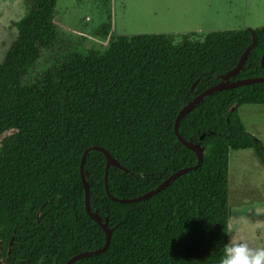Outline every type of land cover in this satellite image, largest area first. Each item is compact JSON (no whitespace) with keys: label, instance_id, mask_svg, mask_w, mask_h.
Returning a JSON list of instances; mask_svg holds the SVG:
<instances>
[{"label":"trees","instance_id":"1","mask_svg":"<svg viewBox=\"0 0 264 264\" xmlns=\"http://www.w3.org/2000/svg\"><path fill=\"white\" fill-rule=\"evenodd\" d=\"M23 3L16 39L0 63L1 264H65L104 244L85 212L83 152L100 147L130 171L108 170V192L121 199L195 165L196 155L174 134V120L188 100L236 66L253 39L232 81L264 77V27L178 42L118 36L104 50L73 53L23 84L41 51L58 40L57 0ZM244 105L264 106V82L213 93L187 113L178 132L195 144L203 137L201 165L140 202H112L104 189L105 158L89 151L83 172L90 208L107 216L112 234L105 252L74 264H219L229 241V150L250 149L264 165V147L240 121Z\"/></svg>","mask_w":264,"mask_h":264},{"label":"rangeland","instance_id":"2","mask_svg":"<svg viewBox=\"0 0 264 264\" xmlns=\"http://www.w3.org/2000/svg\"><path fill=\"white\" fill-rule=\"evenodd\" d=\"M24 14L23 0H0V63ZM54 22L58 40L41 51L23 84L35 83L73 53L104 50L118 36L165 35L178 42L186 35L201 39L210 32L264 27V0H57ZM238 114L264 147V106L244 105ZM227 189L228 240L264 247V165L252 150H229Z\"/></svg>","mask_w":264,"mask_h":264},{"label":"water","instance_id":"3","mask_svg":"<svg viewBox=\"0 0 264 264\" xmlns=\"http://www.w3.org/2000/svg\"><path fill=\"white\" fill-rule=\"evenodd\" d=\"M254 45H255V40L253 39L251 44L248 47H246L245 50L243 51V53L241 54L236 66L233 69L227 71L225 74L219 76L220 81L218 83H216L215 85L205 89L204 91H202L201 93H199L198 95L193 97L192 99L188 100L181 107L180 111L178 112V114L174 120V124H173L174 134H175L177 140L183 146H185L186 148L191 150L196 155L197 161H196L195 165L177 170L176 172L171 174L169 177H167L164 181H162L156 188L150 190L149 192H147L143 195H140V196H137L134 198H129V199H121V198L113 197L108 192V183H107L108 170L110 167H114V168H116V169H118L124 173H130V171L125 169L124 167H122L104 149H102L100 147H96V146L89 147L83 152L82 157H81V161H80L79 174H80V179H81V183L83 186V199H84L85 212H86L87 216L92 221H94L98 225V227L103 231V233H104V244L100 249L91 250V251H84V252L76 254L75 256H73L69 260H67L65 264H74L75 262H77L79 260H82V259L91 257L93 255H98V254L105 252L107 250V248L109 247L110 238H111V234H112V230L109 229V227H108L107 216H105L104 219H101V217L98 214L92 212L91 208H90L89 187H88V183H87V178L85 176V173L83 172L84 163H85L87 153L89 151H99L104 156V158H105L104 189H105V193H106L107 197L114 203H123V204L128 203V204H130V203H135V202H140V201L146 200V199L152 197L153 195L157 194L158 192L162 191L165 187H167L170 183H172L176 178L180 177L181 175H183V174H185L191 170L197 169L201 165L202 160H203V148L201 146V140L203 137L201 136L199 138V141L196 144L184 140L183 137L178 132L179 122L187 113H189L191 110H193L195 107H197L207 96H209L213 93L232 89V88H237V87H241V86H245V85H249V84L263 83L264 82V77L232 81V79L234 77H236L239 74V72L241 71L242 65H243L247 55L249 54V52L253 49ZM260 66L262 68H264V51H263V54H262L261 59H260ZM193 85H192V87H193Z\"/></svg>","mask_w":264,"mask_h":264},{"label":"clouds","instance_id":"4","mask_svg":"<svg viewBox=\"0 0 264 264\" xmlns=\"http://www.w3.org/2000/svg\"><path fill=\"white\" fill-rule=\"evenodd\" d=\"M219 264H264V247H250L247 242L231 239L224 244Z\"/></svg>","mask_w":264,"mask_h":264}]
</instances>
